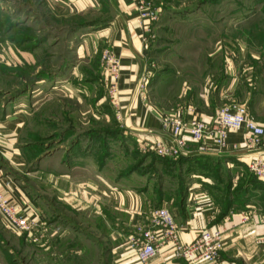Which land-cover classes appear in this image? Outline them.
Masks as SVG:
<instances>
[{
  "label": "crops",
  "instance_id": "obj_1",
  "mask_svg": "<svg viewBox=\"0 0 264 264\" xmlns=\"http://www.w3.org/2000/svg\"><path fill=\"white\" fill-rule=\"evenodd\" d=\"M41 3L52 26L85 23L87 28L78 32L79 36L87 33V43L107 49L119 59L118 109L114 108L112 114L121 133L115 142L118 146H135L138 153H133L134 158L142 155L148 163L137 162L112 174L108 168L111 158L97 159L90 151L72 153L48 172L44 183L43 175L36 173L35 181L38 178L40 187L35 182L32 187L21 171L28 165L31 154L26 146L27 135L35 133L28 129L31 115L22 110L18 114L1 113L0 193L18 215L26 214L36 223L32 232L19 235L25 240L33 237L35 244H41L51 224H63L66 228L73 223L69 217L61 223L59 215L52 216L61 207L72 214L81 212V224L87 232L94 229L101 234L105 264H141L128 240L136 228L150 227L154 209L165 207L173 215L179 240L184 245L193 242L203 229L223 231V250L214 264H264V186L250 182L249 178L255 176L247 166L251 160H264V137L259 146H254L244 131L230 132L228 143L237 148L223 153H218L209 141L187 143L180 156L170 160L175 163L170 167L164 163L166 158L147 149L153 141L169 139L160 122L163 114L209 122L220 107L238 103L245 105L264 127V72L256 67L254 71L243 69L225 58L228 62L224 71L206 77L205 86L191 91L185 102H180L183 96L180 95L176 105L169 99L160 105L155 97L160 78L152 75L154 56L149 48L152 24L144 27L129 1L41 0ZM210 57L209 68L218 69V55ZM144 77L150 83L141 94L139 85ZM2 229L10 231L0 214V238ZM146 264L189 263L173 259L166 246Z\"/></svg>",
  "mask_w": 264,
  "mask_h": 264
},
{
  "label": "rangeland",
  "instance_id": "obj_2",
  "mask_svg": "<svg viewBox=\"0 0 264 264\" xmlns=\"http://www.w3.org/2000/svg\"><path fill=\"white\" fill-rule=\"evenodd\" d=\"M150 3L158 12L149 39L152 75L160 78L155 88L158 104L169 99L174 106L180 95L185 102L191 91L205 86L206 77L224 71L228 61L264 72V0ZM23 4L0 0V114L22 110L31 115L28 129L35 133L27 135L31 154L21 170L26 183L40 187L36 175L42 174L44 183L53 167L77 152H93L97 159L107 152L112 174L137 162L147 165L142 155L134 158L135 146L115 142L118 127L101 63L104 49L87 43V33L70 36L68 27L52 26L41 0L27 8ZM215 55L218 69H210V56ZM47 193L51 195L50 188ZM57 215L61 223L66 217L73 223L66 228L51 224L43 246L33 237L25 240L2 229L0 264H105L101 234L87 232L81 212L57 207L52 216Z\"/></svg>",
  "mask_w": 264,
  "mask_h": 264
},
{
  "label": "built area",
  "instance_id": "obj_3",
  "mask_svg": "<svg viewBox=\"0 0 264 264\" xmlns=\"http://www.w3.org/2000/svg\"><path fill=\"white\" fill-rule=\"evenodd\" d=\"M135 9L137 18L144 27H149L158 20V12L151 6L150 0H127ZM101 63L106 73V90L110 102L118 109V82L121 77L119 59L109 50L101 53ZM148 78L144 77L139 85L141 94L145 93ZM162 126L168 131L169 139L151 142L147 149L160 158L176 160L187 143L200 144L209 141L218 153L236 150L237 145L228 143L230 132L244 131L249 135L248 142L259 146L264 137L261 127L245 105L230 103L220 107L211 121L201 118L185 119L181 115L163 114L160 117ZM249 171L259 180L264 181V160L254 159L248 163ZM0 214L8 229L17 234L32 232L36 223L28 215H18L7 197L0 193ZM150 227L136 228L128 240L135 251L136 259L146 264L168 247L172 258L189 264L200 262L214 264L223 250L224 235L221 229H203L190 244L180 242L178 228L173 215L165 207L154 209L150 214Z\"/></svg>",
  "mask_w": 264,
  "mask_h": 264
},
{
  "label": "trees",
  "instance_id": "obj_4",
  "mask_svg": "<svg viewBox=\"0 0 264 264\" xmlns=\"http://www.w3.org/2000/svg\"><path fill=\"white\" fill-rule=\"evenodd\" d=\"M32 1L33 0H24V4L22 6H24V7L27 8V6H30L31 5ZM41 6H42V3H41ZM45 13L48 14V12H45ZM85 28H87V25L85 23H80V24L78 23V24L72 25V27H68L67 32H68V35L75 36V35L78 34V32L82 31ZM120 133H121V131L118 129L117 132L114 134V137H115L116 140H117V138H119ZM107 155H108L107 152H105V153L102 154V157H106ZM153 159H154V161L158 160L156 157H153ZM139 163L140 162H138V164ZM164 163L166 164V167H170V166L175 165V163H173L172 161H170V159L164 160ZM137 166H138L137 168H140L141 164L140 165H137ZM249 179H250V182L253 183V184H255L256 186H264V181L257 180L253 176H251Z\"/></svg>",
  "mask_w": 264,
  "mask_h": 264
}]
</instances>
